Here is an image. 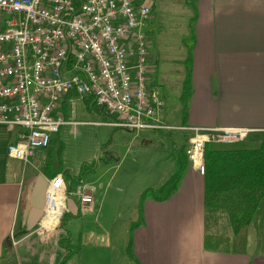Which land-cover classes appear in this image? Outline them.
<instances>
[{
	"label": "crops",
	"instance_id": "0c3cea01",
	"mask_svg": "<svg viewBox=\"0 0 264 264\" xmlns=\"http://www.w3.org/2000/svg\"><path fill=\"white\" fill-rule=\"evenodd\" d=\"M194 6L195 19L190 27L192 92L187 116L182 120L181 105L171 111L167 101L171 90L183 80L161 73L159 88L166 102V121L187 127L248 128L253 131L246 141L264 140V0H195ZM86 100H79L74 108L68 103V120L76 119ZM130 133V146L143 149L151 161L150 172L160 174L157 183L149 182L138 190L139 211L141 193L162 184L172 173L176 164L173 156L184 145L183 139L188 143L190 134L183 131L171 137L162 131ZM17 138L16 128L0 124V264H7V255L14 264H61L67 250L59 242L69 238L67 230L79 248L67 264H119L120 246L112 237L120 213L114 205L111 211L108 200L97 195L106 182L113 180L110 171L114 166L99 165L86 176L85 182L93 187L96 198L92 212L79 213L78 208L75 214L73 205L79 206V202L73 199L69 211L79 217L67 221V230L58 227L41 231L42 218L32 222L31 190L37 177L45 176L46 149L38 150L25 164L8 153ZM166 138L172 148L165 146L161 149L166 152L153 153L152 148ZM63 166L79 174L68 164L65 153ZM142 211V223L132 235L131 252L137 264H264V199L247 230L224 239L226 246L219 247L216 242L222 240L223 231L218 222L223 212L206 211L204 175L190 163L178 190L163 202L146 200ZM95 213L98 219H93ZM101 220L99 231L91 229V222L100 226ZM82 239H94L95 243L87 245Z\"/></svg>",
	"mask_w": 264,
	"mask_h": 264
},
{
	"label": "built area",
	"instance_id": "2783aa9c",
	"mask_svg": "<svg viewBox=\"0 0 264 264\" xmlns=\"http://www.w3.org/2000/svg\"><path fill=\"white\" fill-rule=\"evenodd\" d=\"M155 0H0V124L18 130L11 157L27 164L47 149L65 125V97L74 108L94 97L114 128L133 132L180 130L190 134L189 162L205 174L207 144L249 139L242 127H187L166 121V102L156 82L150 33ZM100 124V123H96ZM39 230L59 227L78 200L94 210L93 187L84 181L68 190L62 174L47 179ZM55 215L49 227L45 219Z\"/></svg>",
	"mask_w": 264,
	"mask_h": 264
},
{
	"label": "rangeland",
	"instance_id": "374dc122",
	"mask_svg": "<svg viewBox=\"0 0 264 264\" xmlns=\"http://www.w3.org/2000/svg\"><path fill=\"white\" fill-rule=\"evenodd\" d=\"M187 1H190L192 5L195 2V0H155L153 6L150 58L156 64L159 71L156 80L159 87H161V83H159L161 73L166 77L175 76L177 81L183 80L184 60L188 50L191 48L190 27L194 20L192 5H188ZM180 94L181 83L179 82L178 86L171 90L167 98L171 111H176L180 106ZM100 109L97 108V112L92 113L84 103L80 112L75 116L76 121L84 123L61 127L60 131L52 137L49 148L54 147L57 149L63 146L64 150L62 154H66L68 164L74 167L77 173L85 162L91 163L96 161L98 166L111 163V166H114L111 167L110 171V174L113 175V180L110 183L106 182L102 188L99 186L101 192L97 193V195L98 199L108 200V207L111 211L114 212V205L120 213V216L115 220V230L112 237L113 243L120 246L121 258L119 264H137L131 252V238L134 231L130 230V225L139 218L138 206L136 205V199H138L137 192L144 185H150L148 184L149 182L153 181L157 183L156 179L160 174L150 172L151 161H149L150 158L146 153L144 154L145 151L143 149H139L137 145L135 147L130 146L131 131L112 127L110 125L112 119L105 114L106 111L104 109L101 112ZM174 123L180 125L178 122ZM162 132L172 137V134L178 133L180 135L183 131L163 130ZM181 143L188 146L186 139H183ZM157 144L156 147L152 148V152L157 155L166 152V149H161L162 147L168 146L169 149L172 148V144L168 138L160 142L159 145ZM128 147H130V150H128ZM47 151L48 149L45 150L46 154ZM95 171L87 172L86 176L93 174ZM34 174L36 176V173ZM164 181L163 179L161 183ZM73 207H75V214L78 208L80 213L79 206L74 204ZM70 213L73 212L68 211L63 217ZM86 216H89V214ZM96 216V213L93 214V219H98ZM219 216L221 222L219 220L218 228L220 231L222 229L223 236L222 240L217 239L218 242L216 243L219 247H225L227 243L224 239L228 238L227 240H229L233 235H236L231 225H229V219L227 220L222 217L226 216L228 218L227 214L223 213V215ZM106 221L107 217L105 218ZM100 223L99 226L98 222H91V229L99 231L102 226V220ZM208 238L213 240L210 235H208ZM82 241L84 242L83 239ZM84 243L87 245L94 244L95 240L89 239ZM5 260L8 261L7 264H14L9 255L6 256Z\"/></svg>",
	"mask_w": 264,
	"mask_h": 264
},
{
	"label": "trees",
	"instance_id": "16d2710c",
	"mask_svg": "<svg viewBox=\"0 0 264 264\" xmlns=\"http://www.w3.org/2000/svg\"><path fill=\"white\" fill-rule=\"evenodd\" d=\"M188 5H192L187 1ZM195 16V6H191ZM193 16V19H195ZM192 53L188 50L184 60V76L179 97L182 120L187 116V103L192 92ZM72 94H68L62 103L61 111L65 118L68 117V101ZM87 109L95 113L96 101L94 97L86 100ZM102 109H100V112ZM107 115V113L105 112ZM183 121V122H184ZM188 146L183 145L177 149L173 158L176 162L172 173L158 186L146 188L139 198V218L130 225V230H135L142 223V207L146 200L163 202L176 192L184 178L189 166L187 155ZM63 146L51 147L47 151V162L44 174L52 179L62 174L68 190L71 186L82 184L86 173L95 171L98 163L85 162L79 174L75 175L71 169L63 166ZM204 205L209 213H226L235 235H240L253 223L257 209L264 199V140L243 141L234 144L211 143L207 144L204 152ZM79 215L67 214L62 218L60 227L66 229L67 221L78 218ZM69 238L60 240L59 244L67 250L61 264H67L69 259L77 253L78 246L74 243L70 232ZM133 238V237H132ZM131 238V247L132 239Z\"/></svg>",
	"mask_w": 264,
	"mask_h": 264
},
{
	"label": "water",
	"instance_id": "95a60500",
	"mask_svg": "<svg viewBox=\"0 0 264 264\" xmlns=\"http://www.w3.org/2000/svg\"><path fill=\"white\" fill-rule=\"evenodd\" d=\"M48 186L45 176L40 174L31 190L32 222L33 224L43 216L44 196Z\"/></svg>",
	"mask_w": 264,
	"mask_h": 264
},
{
	"label": "bare ground",
	"instance_id": "6f19581e",
	"mask_svg": "<svg viewBox=\"0 0 264 264\" xmlns=\"http://www.w3.org/2000/svg\"><path fill=\"white\" fill-rule=\"evenodd\" d=\"M53 217H55V215L54 216L53 215H50L49 217H47L45 219V223H50L49 224V227H52L55 224V220H54Z\"/></svg>",
	"mask_w": 264,
	"mask_h": 264
}]
</instances>
